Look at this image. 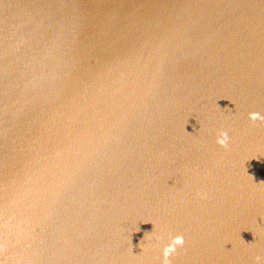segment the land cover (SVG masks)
<instances>
[{
  "label": "water",
  "instance_id": "95a60500",
  "mask_svg": "<svg viewBox=\"0 0 264 264\" xmlns=\"http://www.w3.org/2000/svg\"><path fill=\"white\" fill-rule=\"evenodd\" d=\"M137 1L139 0H117L111 11L101 12V15H105L112 28L122 12L137 10H142L144 14V10L148 12L150 2ZM211 10L208 9V12ZM217 10H221L223 13L225 24L234 23L235 27L227 30L225 37L200 35L199 32L190 42L196 44L205 42L207 50L211 48L215 50L217 46L226 49L227 52L223 58L228 60H222V57L219 56L220 59L217 60V62L221 61L219 67H216L214 61L209 59L206 49L203 50L204 54L202 53L201 73L197 67L198 73L192 74V76L187 74L184 69L177 68L176 55L167 50L159 59H156L158 53L147 50L146 42L160 44L162 42L159 40L160 32L176 30L179 25L164 20H158L155 25H149L147 19H141L137 20L140 42L143 51H148L149 58L135 60L137 55L132 49H129L125 52L127 55L124 61L120 55H117V60L113 59L112 62L101 67L96 61H92L87 66L84 64L81 68L75 66L74 70L64 77L56 74V70L44 57L41 60L34 58L30 64L16 67L15 61L18 60V57L14 54L15 49L24 44L23 41H20L13 47L12 54L8 55L7 61H4L7 55L0 59V98L5 100L9 96L13 99L14 107H23L21 112L24 126L27 127V121L28 127H33L34 124L40 125L50 137L55 139V142L59 141L57 163L62 162L66 165V171L73 176L82 173L80 159L89 160L91 157L96 159L100 165L102 163L108 165L109 169H112L114 165L121 164L122 169H125L124 173L131 175L132 170H146L148 155L142 152V142L148 138L159 139L178 133L185 138L183 147L184 151H187L188 148L196 149V144L202 142L204 137L219 135L221 131H227L232 127L228 147L221 148L216 145L213 151L221 171L223 165L219 162L220 158L226 159L230 153L233 157L235 155L231 164L232 170L229 173L221 174V182L218 181L216 184L217 187H221V191L216 198H209L206 195L203 199L193 198V203H198L199 200L200 205L196 206L197 211L193 209L192 205L187 210H190L195 217H201L199 223L201 229L191 233L192 238H184V246L188 247L178 248L170 261L171 264H256L255 257L261 256V264H264V185L260 184V182H264V137H262L263 142L259 149L252 148L245 138L242 139L241 133L248 136L254 131L245 123H240L242 121L240 116L243 115L241 106L244 99L248 100L247 95L253 97L256 104L261 99L264 100V0H222L220 3L217 2ZM212 11L215 12L214 9ZM31 15V12L26 9L23 10L21 17L27 22ZM9 21L7 17H0L1 28L9 27ZM66 43L72 45L68 41ZM211 44L213 46H208ZM163 46L170 47L164 43ZM32 48L33 45L28 50ZM1 51L3 50L1 49ZM89 52L96 57V51ZM2 61L4 62L2 63ZM183 62L185 63L184 59ZM4 65L8 66L9 73L2 67ZM147 67H151V69L148 70ZM209 71L213 73L209 74ZM102 74L106 75V81L110 85L124 84L134 92L130 100L132 101L131 105L125 102L121 106H109V102L120 92L101 91L98 81ZM49 84L55 86L57 99L51 104L46 115L41 116L37 114V111L38 104L42 102L38 101L37 96ZM231 85L235 86V90L229 94L225 93V89ZM151 86L155 88L152 95L150 93ZM93 94H95L94 97ZM101 97H106L104 100L107 104L98 107V104L102 103L100 102ZM63 99H71L73 104L69 105ZM216 101L217 105L215 106ZM193 119H197V122L199 119H205L204 128L201 130L199 124H196V128L191 129L192 125L188 122ZM10 124L15 127L20 126L17 118ZM238 125L242 129H239ZM208 133L212 134L207 135ZM24 136L30 137L29 134H24ZM22 140L20 144H22ZM7 149L8 147L5 146L1 151L7 152ZM210 150L211 147L204 156L197 152L195 155L197 161L192 166L188 165L182 171L183 174L189 177L195 173L194 166L197 162L210 164L209 158H213L210 155ZM37 153L38 159L39 155L42 158L44 155H49L45 147H40ZM113 161L117 163L110 165L113 164ZM28 162L25 157V163ZM1 163L6 168L5 173L11 175L10 166L11 164L16 165V163L12 162L10 154L2 159ZM256 165L260 166L261 170L258 174L252 175V166ZM213 166L214 164H211L210 167ZM32 170L34 171L33 176L28 181H32L34 184H42L43 181V190L50 195L51 189L57 187L60 181L50 180L53 172L45 164H38L32 167ZM249 175H252L254 179H250ZM145 176L146 173L142 174L140 185L146 181L147 176ZM20 180L24 181V179ZM101 182L103 187L108 186L104 179ZM114 184L115 186L111 190L114 194L119 195L120 188L116 182ZM150 189H154V182L151 183ZM92 191L80 183L79 189L74 184V189L64 188L63 190L62 187L59 192H62L61 196L66 195L67 198L82 193V195H89L88 200L96 202L94 200L97 199V194L93 195ZM136 191L137 189L134 190V192ZM7 192L15 197L11 199L12 201L17 200L16 203L22 205L21 199L17 198L20 193L17 191V187L13 185L11 188L0 180V209L8 207L5 199ZM160 195L161 193L158 195L154 193L152 198V202L155 204L150 216L156 218L166 214L168 207L158 211L164 202L168 201L167 205L169 206L175 193H166L159 198ZM224 196L236 202L235 215L242 212L245 216L236 218L228 211L215 210L213 206L220 202L218 197ZM163 197L166 199L162 200ZM204 199L210 201L216 199V203L206 205ZM51 205L52 202H49L42 209H48L49 212ZM221 206L224 207L223 202H221ZM150 207L152 205H149ZM146 213L141 205L137 210V223L135 226L128 224V231L135 230V227L139 225L142 226L140 219L144 218ZM114 216L117 214L111 211L110 214H97L96 219L92 220L89 215L84 217L81 216V213L76 215L74 211H67L66 216L56 217V220L51 222L47 221L51 231L47 230V234L44 233L43 241L48 242L58 237L53 231L55 228L53 225H55L59 232L60 228L57 227V222L62 223V228H64L65 224L69 225L72 221L74 225H69V232L74 233L75 238H79L83 234L85 237H90L92 232L111 228L110 224L98 222ZM3 218L4 216L0 215V228L2 224L8 222ZM214 220L219 221L213 222ZM146 221L148 222L149 219ZM23 224L25 229L32 234L34 230L41 228V222L37 223L38 227L31 219L27 224L24 222ZM76 224L94 229L87 233L82 226L75 227ZM194 225L195 223L188 230ZM143 227L147 230L146 225ZM139 232L141 235L145 233L143 228ZM196 236L199 237L198 240H196ZM199 240H202L199 245L191 246ZM38 242V246H34L30 253H27L30 257L24 259V264H38L36 263L38 258L42 259L44 256L54 254L56 256L51 257V264H65L61 259H65L66 264H85L89 257L84 254L88 247L81 244L80 238L67 243L68 254L65 257L52 247ZM86 244L88 245V243ZM167 244L163 243L160 246L159 262L161 264L162 249ZM0 256L6 258L1 252Z\"/></svg>",
  "mask_w": 264,
  "mask_h": 264
},
{
  "label": "bare ground",
  "instance_id": "6f19581e",
  "mask_svg": "<svg viewBox=\"0 0 264 264\" xmlns=\"http://www.w3.org/2000/svg\"><path fill=\"white\" fill-rule=\"evenodd\" d=\"M116 1L17 0L14 2L13 0H0V17H7L10 20L9 27L1 28L0 26V59L7 55L4 59V61H7L9 59L8 55L12 54L13 47L23 41L24 44H18L19 47L14 52L18 57V60L15 61L16 67L30 64L34 58L41 60L44 57L56 70V74H60L61 77L68 76L75 66L81 68L84 64L87 66L92 61H96L100 67L110 61L112 62L113 59L117 60V55H120L124 61L127 55L125 52L129 49H132L137 55V57L135 56L136 59L134 58L135 60H145L149 58V53L142 49L137 20L147 19L149 25H155L158 20H164L169 23H178L179 28L161 31L159 40L162 42L160 44L146 42L147 50L158 53L156 59H159L166 50L175 54L178 63L177 68L184 69L187 74L192 76V74L196 75L198 73L197 67L201 73L202 53L204 54L203 50H207V43L200 42L196 44L190 42V40H193V37L199 32L200 35L209 34L214 35L216 38L218 36L225 37L226 31L235 27L234 23L225 24L221 10L216 11L217 2L220 3L222 0H165L164 2L162 0H143L150 2L148 12L147 10H144L145 14L142 13V10L122 12L111 28L105 15H101V12L111 11ZM26 9L32 14L27 22L21 17L23 10ZM208 9H214L215 12L212 10L208 12ZM66 41L72 45L67 44ZM163 43L170 47L163 46ZM32 45L33 48L28 50ZM208 46H213V44ZM89 51H93V53L96 51V57ZM226 52V49L218 46L215 50L213 48L207 50L209 59L212 62L214 61L216 67L221 66V61L217 62L220 59L219 56L222 57V60H228L223 58ZM6 66L2 67L9 73V68ZM147 69L149 70L151 67H147ZM208 73L212 74L213 72L209 71ZM98 82L101 91L120 92L109 102L110 107L121 106L125 102H128L129 105L132 104L130 100L134 92L130 91L124 84L110 85L106 81L105 74L101 75ZM210 87L213 89L211 84ZM234 90L235 86L231 85L224 92L229 94ZM154 92L155 88L151 86V95ZM94 96L95 94H93ZM37 98L39 102H42L38 104L37 114L45 116L51 104L57 99L55 86L53 84L45 86ZM105 98L101 97L100 102L102 103H99L98 107L107 104ZM246 98L248 100L244 99L241 106L243 115L240 116L242 117L240 123L248 125L254 133L246 136L242 132V139L245 138L252 148L259 149L263 142L264 124L259 121L253 123L248 117L249 113L253 112H258L264 116V100L261 99L256 104L253 97L247 95ZM65 103L73 104L71 99L65 100ZM14 105L13 99L9 96L5 100L0 98V180L11 188L13 185L17 187V191L20 192L17 198L21 199L22 205L17 204V200L12 201L11 199L15 197L8 194V192L6 193L5 199L8 207L0 209V215L4 216L3 219L8 220L7 224H2L0 228V252L6 258L0 256V264H24V259L30 257L27 253H30L34 246H38V241L42 245L46 244L59 251L65 257L68 254L66 251L68 248L67 243L79 240V238L81 244L88 247L84 251L85 256H89L85 264H161L159 262L161 257L159 250L163 243H170L171 237L177 235L190 239L192 238L191 233L201 229L199 227L201 217H195L187 209H190L189 206L192 205L193 209L197 211L196 206L200 205V201L198 200V203L194 204V197L203 199L206 195L209 198H216L219 195L221 187H217L216 184L218 181L221 182V174L229 173L232 170L231 164L234 157H236L235 155L233 157L231 153L226 159L219 157V162L223 165L221 171L213 153L217 145L218 134L204 137L202 142L196 144V149L191 150L192 148H188L187 151H184L185 138L178 133H173L159 139L148 138L142 142V152L148 155L146 157V159L148 158L146 170H132L131 175H129L124 173L125 169H122L121 164L114 165L117 162L113 161V164L110 165L114 166L109 169L108 165L103 163L100 165L96 159L91 157L89 160L80 159L83 168L82 173L73 176V174H68L66 171V165L62 162L57 163L59 141L55 142V139L50 137L40 125L34 124L33 127H28L27 121V127L24 126L21 112L23 107H14ZM216 105L217 101L215 102ZM16 118L20 122L18 127L10 124ZM196 120L193 119L188 122L192 125L191 129H195V125L199 124L202 130L205 119H199L198 122ZM238 127L242 129L240 125ZM231 128L226 131L229 140L231 138ZM24 134H29L30 137L28 138ZM209 134L212 133L207 135ZM21 140L23 145L20 144ZM5 146L8 147V151L2 152L1 150ZM40 147H45L49 155H44L43 158L39 155L38 159L37 150ZM210 147V155L213 157L209 158L210 164L197 162L194 166L195 173L186 177L182 171L188 165L191 164L192 166L197 161L195 159L196 153L199 152L204 156ZM99 151L101 152L100 149ZM8 154H10L12 162L16 163V165L11 164L10 166L11 175L5 173L6 168L1 163L2 159L6 158ZM25 157L28 159V163H25ZM38 164H45L53 172L50 180L60 181L57 187L51 189L50 195L43 190V181L42 184H34L32 181H28L33 176L32 167ZM211 164H214V166L210 167ZM156 169L157 171H155ZM260 170V166H252L251 174L256 175ZM144 173H146L147 178L144 184L140 185L141 176ZM20 179H24V181ZM103 179L108 185L107 187L102 186L101 181ZM115 182L120 188L119 195L114 194L111 190L114 188ZM152 182H154V189H150ZM80 183L92 189L93 195L97 194V199L94 200L96 202L88 200L89 195H82V193L81 196L75 194V196L69 198L66 195H60L62 192L59 191L62 187L63 190L64 188L74 189V184H76L79 189ZM136 189L137 191L134 192ZM154 193L156 195L161 193L159 198L166 193H175L169 206L167 201L159 209L158 212L168 207L163 217L150 216L155 204V202H152ZM218 198L220 202L217 205L215 204L213 208L228 211L232 216L235 215L236 202L226 196ZM163 199L166 198L163 197ZM49 202H52V207L48 212V209L45 210L42 207ZM221 202L224 203V207L221 206ZM204 203L210 205L216 203V199L211 201L204 199ZM141 205L147 212L145 217L140 219L142 226L139 225L135 227V230L128 231V224L130 226L136 225L137 210ZM149 205H152V207L149 208ZM185 210L187 211L184 212ZM67 211H74L76 215L81 213V216L84 217L89 215L92 220L96 219L97 214H110L111 211L116 213L117 216L99 220L98 223L110 224L112 227L99 232H92L90 237H85V234H83L79 238H75L74 233L69 232V225H74L72 221L69 225L64 223V228H62V223L57 222V227L60 228L59 232L55 225H53L55 227L53 231L58 237L48 242L43 241L45 239L44 233L47 234V230L51 231L47 221L51 222L56 220V217L66 216ZM235 216L238 218L245 215L241 212V214ZM29 219L35 221V225L38 227L41 222V228L34 230L33 234L23 226V222L27 224ZM147 219H149L148 222ZM218 221L214 220L213 222ZM194 223L195 225L188 230ZM144 225L147 226V230L143 227ZM80 226L82 224L75 225V227ZM83 228L87 233L94 229ZM141 228L144 229L145 233L147 232L146 235L149 237L142 242L143 250L139 247V244L145 233L141 235L137 231ZM198 239L199 237L196 236V240ZM201 242L202 240H199L191 246L199 245ZM186 247L188 246L180 248ZM200 255L201 253L198 256L200 257ZM54 256L56 254L44 256L42 259L38 258L41 261L39 263L38 260L36 263L51 264V257ZM61 260L63 263H67L65 259Z\"/></svg>",
  "mask_w": 264,
  "mask_h": 264
},
{
  "label": "clouds",
  "instance_id": "9594fccd",
  "mask_svg": "<svg viewBox=\"0 0 264 264\" xmlns=\"http://www.w3.org/2000/svg\"><path fill=\"white\" fill-rule=\"evenodd\" d=\"M227 109V108H225ZM249 120L253 123H256L257 121L264 124V116H262L258 112L249 113ZM217 145H219L221 148H227L229 143V136L226 131H221L218 135V138L216 140ZM250 179H254L252 175H249ZM260 184L264 185V182H260ZM139 231V229L137 230ZM147 232L144 234L143 239L141 240L139 247L143 250V241L148 239L149 237L146 235ZM184 237L182 235H177L174 237H171L170 243H168L166 246L162 249V264H171L170 258L176 253L177 248L184 246ZM261 256L255 257L256 264H261Z\"/></svg>",
  "mask_w": 264,
  "mask_h": 264
}]
</instances>
